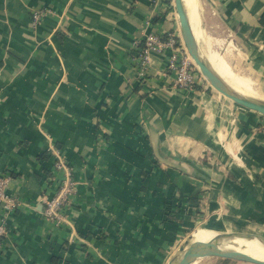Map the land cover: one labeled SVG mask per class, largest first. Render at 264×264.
<instances>
[{
  "label": "crops",
  "instance_id": "crops-1",
  "mask_svg": "<svg viewBox=\"0 0 264 264\" xmlns=\"http://www.w3.org/2000/svg\"><path fill=\"white\" fill-rule=\"evenodd\" d=\"M170 8L0 0V172L19 201L0 206V264H169L203 228L264 239V115L204 79L173 87L158 73L172 50L137 78L147 35L180 31ZM36 10L50 13L35 24ZM199 17L204 57L218 51L264 98V0H199ZM53 148L77 181L61 223L43 213L60 178Z\"/></svg>",
  "mask_w": 264,
  "mask_h": 264
},
{
  "label": "built area",
  "instance_id": "built-area-1",
  "mask_svg": "<svg viewBox=\"0 0 264 264\" xmlns=\"http://www.w3.org/2000/svg\"><path fill=\"white\" fill-rule=\"evenodd\" d=\"M46 10H36L33 13L35 24L41 23L49 14ZM172 50L166 69L159 71L161 77H168L172 72L171 84L180 89H195L204 76L195 64L184 43L181 32L173 31L166 38L157 34H149L145 39L144 47L134 52L133 61L139 81L147 80L150 73L153 56ZM54 158V169L60 174L59 184L53 195L43 194V213L46 219L61 223L65 220V211L69 206L76 191L77 181L74 178L73 168L63 155L55 148L52 150ZM12 175L0 172V206L7 213L19 205L18 199L9 193ZM6 215V214H5ZM7 233L5 219L0 221V244Z\"/></svg>",
  "mask_w": 264,
  "mask_h": 264
},
{
  "label": "water",
  "instance_id": "water-1",
  "mask_svg": "<svg viewBox=\"0 0 264 264\" xmlns=\"http://www.w3.org/2000/svg\"><path fill=\"white\" fill-rule=\"evenodd\" d=\"M175 8L178 15L177 19L179 21L181 35L188 52L204 78L206 77L208 79L212 88L236 104L264 115V101L259 99H250L239 94L226 84L211 67L201 52L197 37L188 19L183 0H176ZM234 236L245 238L258 237L253 234L245 235L241 233H227L216 235V237L207 242L197 241L194 237H191L180 247L179 252L171 259L169 264H192L198 259L206 257H219L252 264H264V260L258 259L243 251L221 249L219 247L218 243L222 238H232ZM259 238L264 242L263 238Z\"/></svg>",
  "mask_w": 264,
  "mask_h": 264
},
{
  "label": "bare ground",
  "instance_id": "bare-ground-1",
  "mask_svg": "<svg viewBox=\"0 0 264 264\" xmlns=\"http://www.w3.org/2000/svg\"><path fill=\"white\" fill-rule=\"evenodd\" d=\"M183 2L191 25L192 22L195 24L199 16V0H183ZM194 33L197 39L201 37V32L198 29L194 30ZM205 57L214 71L218 74V76L233 90L250 99L264 100V98L260 96L259 92L254 87L252 80L249 77H246L234 71L233 68L227 63L225 57L218 51L210 50L205 55ZM216 235L217 233L215 231L206 228L197 229L193 233V237L197 241H201L203 237H205L203 239H209L210 241L211 239L216 237ZM218 245L221 249L240 250L258 259L264 260V242L259 237H251L246 240L222 238L219 241Z\"/></svg>",
  "mask_w": 264,
  "mask_h": 264
},
{
  "label": "rangeland",
  "instance_id": "rangeland-1",
  "mask_svg": "<svg viewBox=\"0 0 264 264\" xmlns=\"http://www.w3.org/2000/svg\"><path fill=\"white\" fill-rule=\"evenodd\" d=\"M169 4H170V6H171V8H170V10H172V15H173V18L175 19V21L177 22V24L179 25V21H178V15H177V12H176V8H175V0H169ZM199 24H200V17L198 16V18H197V22L194 24L193 22H192V25H193V27L194 28H199ZM205 83H207V85H209V87H210V89H213V91H215V93H217V95H219L221 98H223V99H226L225 101H227L228 103H235V102H233L232 100H230V99H228L227 97H225L224 95H222L221 93H219L217 90H215L214 88H212V86H210V84L208 83V81L207 80H205ZM262 101H264V100H262ZM235 105H238V104H236L235 103ZM262 115V114H261ZM208 232V231H207ZM204 233H206V232H204ZM245 235H247V234H249V232L248 233H244ZM253 234V233H252ZM254 234H256V233H254ZM193 237V236H192ZM191 238V237H190ZM203 238H205V237H203ZM202 238V240L201 241H209V239H203ZM232 238H234V239H249V238H245V237H240V236H234V237H232Z\"/></svg>",
  "mask_w": 264,
  "mask_h": 264
}]
</instances>
